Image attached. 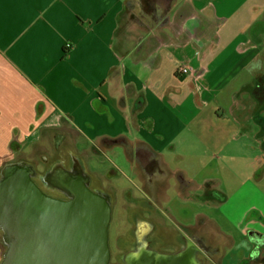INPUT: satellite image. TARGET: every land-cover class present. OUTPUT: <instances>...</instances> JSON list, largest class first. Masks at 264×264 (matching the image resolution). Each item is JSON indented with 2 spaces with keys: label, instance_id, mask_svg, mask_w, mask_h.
<instances>
[{
  "label": "crops",
  "instance_id": "1",
  "mask_svg": "<svg viewBox=\"0 0 264 264\" xmlns=\"http://www.w3.org/2000/svg\"><path fill=\"white\" fill-rule=\"evenodd\" d=\"M263 46L264 0H0V164L42 143L40 132L60 120L84 139L85 153L95 149L114 166V176L125 167L138 178L123 175L132 186L116 185L113 213L121 208L129 219L120 262L136 264L149 249L153 264H264L260 187L238 183L229 193L205 164L196 186L195 171L173 172L165 157L196 145L217 158L229 139L220 120L241 132L253 119L264 131V97L253 92L264 77ZM181 63L191 75L177 74ZM148 160L167 176L145 173ZM168 227L185 242L175 244Z\"/></svg>",
  "mask_w": 264,
  "mask_h": 264
},
{
  "label": "rangeland",
  "instance_id": "2",
  "mask_svg": "<svg viewBox=\"0 0 264 264\" xmlns=\"http://www.w3.org/2000/svg\"><path fill=\"white\" fill-rule=\"evenodd\" d=\"M264 47V46H263ZM259 68L261 69V72L264 73V56L259 61ZM250 74V71H248ZM251 78V75L248 77L247 82H249ZM259 79V78H257ZM255 82V79H254ZM251 85V84H249ZM247 86H245L246 88ZM259 87V88H258ZM253 92L260 94L261 97H264V77L262 79H259V82L257 84V89H253ZM224 96V95H222ZM220 96L219 98H221ZM243 96V97H242ZM246 98V99H245ZM247 99H252V95L250 92H244L241 94V101L239 102V109L240 113L242 115H247L248 108H247ZM213 106V105H212ZM236 107V105H235ZM249 107V106H248ZM227 112H229V107H226ZM253 113V111L251 112ZM53 124L54 130L59 129L61 126L60 120L57 122L51 121V125ZM220 125L223 126V132L229 133V139L228 141L222 146L223 150L218 154L217 158L215 153H207L204 154L203 151H201L196 145H189L186 147H180L179 149L173 148L169 149L166 152V161L170 167V169L174 171L182 170L185 167L189 168L192 172V176L198 181H194L196 186L200 185L201 176L203 173L196 170H201L199 167L200 165L205 166L211 165V167H214L216 170L211 171V173L216 174L217 176L221 177L223 179V189L226 190L229 193H234L238 191V188L240 187V184H244V187L246 189H249L250 184H256L260 187V189L264 192V141H261L258 135H263L264 131L261 130L260 124L255 122L253 119L250 121H246V126L241 128V132H237L238 129L233 130V127H231L230 123H227L226 121L220 120ZM59 126V127H58ZM68 129V127L66 126ZM215 126H212V129H215ZM52 130V131H54ZM51 131V132H52ZM50 133V132H49ZM48 131H42L40 134L43 135V137L40 136L39 140H42V143L32 144L29 146L27 150H17L8 160H18L22 162H29L30 164L34 163L36 161V158L39 159L43 153L46 155H51L53 143L50 138ZM72 133L75 135L77 144L76 146V153H78L86 162L89 163V166L91 169H95L94 165L97 163L95 161L89 162V157H92L91 149L89 152L85 153V148L83 146L84 139L74 131ZM258 136V137H257ZM38 139V138H35ZM204 142L210 143L211 146L214 147L216 140L209 141L207 138H204ZM37 152V156H36ZM109 156L116 160L115 154H109ZM183 156V157H182ZM101 158V157H100ZM125 159V157H122ZM91 159V158H90ZM105 161V164H107L108 168L110 169V172L112 175L114 174L113 171H111V168L115 170L114 166L108 162L106 158H103ZM221 161L218 165V162ZM3 163V161H2ZM124 164L125 163H121ZM262 165V171L259 175L255 176V169L257 166ZM103 167V166H102ZM59 174L57 170L54 172L56 176H59L64 182L67 178V183H70V178L66 174V172L59 168ZM94 174H97L102 180L106 179V176H100V174H104L100 171V168H98L99 173L94 172V170H91ZM125 174L123 175H129V177H132L134 180H138L136 176H133L130 170L123 169ZM122 174H118V176H112L113 182L118 185L122 186L124 183L128 186H132V182L130 183L129 180H127L126 177H124ZM234 180H237V184H234ZM199 183V184H198ZM193 186V187H196ZM117 192V191H116ZM199 190L193 188L192 190H189V193H198ZM250 192V191H249ZM123 194H120L118 196L119 201L125 200L124 197H122ZM34 198L39 201V203L44 206L45 208L50 210L49 205L51 204L56 209L52 212H49L50 216V229H51V237H49L47 242H50L51 246V252H45L40 250L39 254L36 256L31 255H20V260L18 261L19 264H88V261H91L94 257L95 251L99 250V247L96 248V240L94 239L92 232L99 231L98 227L91 226L92 222L91 217H93L91 213V209L81 203L75 207L72 208V217H67L68 214H65L63 212H59L57 208H64V202L61 201V199L55 198V201L47 202V199L42 196L40 193H35ZM180 202L177 200L173 204V212L175 213V210H177V205ZM49 204V205H48ZM51 211V210H50ZM113 212V210H112ZM112 221H110L109 229H108V247L110 250V260L109 263L113 264L115 263V257L117 260V255L120 254L121 250L119 248V238L127 231L129 227V219L127 217V212H123L120 209H118L115 213H112ZM176 215H174L175 217ZM84 217L85 219V234L87 238L80 237L78 230L79 226L77 225V220ZM70 228L72 231L63 233V230ZM96 229V230H95ZM46 242V243H47ZM104 242V240L102 241ZM42 243V242H40ZM4 251L2 250V253ZM91 252V254H89ZM144 253H141L138 258L136 259V264H153V262L156 260L152 255H150L149 249H144ZM80 253H83L80 255ZM119 253V254H118ZM158 259V258H157ZM112 261V262H111ZM2 262V260H1ZM0 262V264H1ZM120 262V261H119ZM161 260H159V263ZM120 264V263H118Z\"/></svg>",
  "mask_w": 264,
  "mask_h": 264
},
{
  "label": "water",
  "instance_id": "3",
  "mask_svg": "<svg viewBox=\"0 0 264 264\" xmlns=\"http://www.w3.org/2000/svg\"><path fill=\"white\" fill-rule=\"evenodd\" d=\"M7 169L9 171L5 174V179H0V224L2 223L6 227L7 240L11 246L1 264H19L18 261L22 254L36 256L40 250L43 251L45 248L48 249L47 252H51L50 242H47L51 237L49 222L51 218L48 213L56 209L49 203L55 199L46 196L35 186L33 182L35 169L31 164L13 165ZM35 193H40L47 199L51 211L34 198ZM76 198L77 201L71 204L64 203V208H57V210L68 214L67 217H72L70 214L72 208L81 203L92 210L91 221L93 222L91 226L98 227L99 230L97 233L92 232V235L97 241L95 247H99V250L95 251L93 259L88 261V264H109L108 229L112 210L106 204L91 202L88 198H84V200ZM74 225L79 226L80 237L87 238L84 230V217L78 219L77 225ZM70 231L72 230L67 228L63 230L62 234ZM103 240L104 242H102ZM178 241L185 242L183 238L178 240L176 237L175 244ZM180 249L182 250L181 254L188 251V247H185L184 243L183 245L180 243ZM158 260L160 259L158 258ZM171 261L176 264L175 259L172 258Z\"/></svg>",
  "mask_w": 264,
  "mask_h": 264
},
{
  "label": "flooded vegetation",
  "instance_id": "4",
  "mask_svg": "<svg viewBox=\"0 0 264 264\" xmlns=\"http://www.w3.org/2000/svg\"><path fill=\"white\" fill-rule=\"evenodd\" d=\"M60 126L61 127L59 129L49 133L53 143V152L51 155L43 153L39 159L36 158V161L33 164L31 163L35 169V175L33 176L35 186L46 196L54 199H61L64 203L71 204L72 202L77 201L76 197H79L82 200H84V198H88L91 202L106 204L112 210L117 201L116 184L112 180V176H114V174L112 175L101 155L97 153V150L92 149V156L96 157L98 164L104 167V175L106 176V179L102 180L103 178L101 179L97 174H94L91 170L96 172L95 169H91L88 162L76 153L77 149L75 144H77V140L75 135L72 133V130L69 128L67 129L65 124H61ZM9 158L10 157L2 159L3 163L0 164V179L2 180L5 179V174L9 171L7 168L12 167L13 165H22L23 163L30 164L29 162L8 160ZM141 158H143V156ZM147 158L148 157H146V160ZM153 162L154 160H151V162L148 160L147 163L146 161L144 162V172H152L153 175L157 174L160 179L163 178L164 174L167 176L166 170H164L162 166ZM59 168H62L69 176L70 183H67V178L64 182L59 176L54 174L56 170L58 174L60 173L58 170ZM112 213L113 212L111 211V221L113 215ZM135 227L138 229V224ZM167 234L169 238L173 240L177 237L175 236L172 227L167 228ZM124 237L125 243L128 238L127 232ZM10 246L11 243L8 242L6 236V227L1 223L0 247L4 251L2 253V262L9 252ZM43 251L47 252L48 249L45 248ZM114 261L115 263L113 264H126L125 261L124 263L119 262L120 260L118 256L117 260L115 257Z\"/></svg>",
  "mask_w": 264,
  "mask_h": 264
},
{
  "label": "built area",
  "instance_id": "5",
  "mask_svg": "<svg viewBox=\"0 0 264 264\" xmlns=\"http://www.w3.org/2000/svg\"><path fill=\"white\" fill-rule=\"evenodd\" d=\"M177 74L180 76H189L192 74V67L189 64L181 63L177 68Z\"/></svg>",
  "mask_w": 264,
  "mask_h": 264
},
{
  "label": "trees",
  "instance_id": "6",
  "mask_svg": "<svg viewBox=\"0 0 264 264\" xmlns=\"http://www.w3.org/2000/svg\"><path fill=\"white\" fill-rule=\"evenodd\" d=\"M260 25H261L260 23L256 24V28L254 30H252L253 31L252 34H255L259 30L258 26H260Z\"/></svg>",
  "mask_w": 264,
  "mask_h": 264
}]
</instances>
